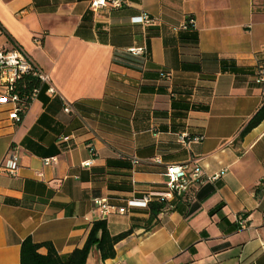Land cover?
<instances>
[{
  "label": "crops",
  "instance_id": "obj_1",
  "mask_svg": "<svg viewBox=\"0 0 264 264\" xmlns=\"http://www.w3.org/2000/svg\"><path fill=\"white\" fill-rule=\"evenodd\" d=\"M89 1L0 0V49L19 45L55 91L42 84L19 121L0 102V163L8 149L18 157L15 175L0 172V264H20L27 236L66 256L99 219L110 234L132 232L114 257L93 247L86 264H264V121L239 137L264 98V0H121L97 11ZM141 12L156 22L130 21ZM188 16L193 27L179 30ZM183 132L203 139L183 144ZM171 163L224 172L157 216L139 204L98 215L96 197L126 206L165 190Z\"/></svg>",
  "mask_w": 264,
  "mask_h": 264
},
{
  "label": "built area",
  "instance_id": "obj_2",
  "mask_svg": "<svg viewBox=\"0 0 264 264\" xmlns=\"http://www.w3.org/2000/svg\"><path fill=\"white\" fill-rule=\"evenodd\" d=\"M110 5L111 7H121L123 2L121 0H90L89 8L92 11H97L99 8ZM157 18L146 12H141L139 15L131 17L130 21L141 24H153ZM194 19L191 16L186 19L179 26V30H188L193 27ZM127 54L145 59V50L140 47H130L125 51ZM30 74L39 81V86L33 88L28 95H22L17 89L18 80L24 75ZM166 72L161 71L160 77L164 78ZM256 81L260 84L262 91H264V66L258 67ZM48 83L47 92L53 94L54 87L49 83L48 75L33 61V59L19 46L15 45L11 49H0V102L10 103L12 105L9 112V119L19 121L26 112L30 103L37 97L41 85ZM65 111H70L69 105H65ZM203 139L202 135H189L185 132L180 133L178 140L183 144H188L191 141L197 142ZM92 156L95 151L91 149ZM54 161V158H44L43 163L49 164ZM156 161H159L156 159ZM18 157L15 148L8 149L0 163V172H5L11 175L16 174L18 168ZM92 159L86 160L82 163L83 166H88ZM135 164L138 161L133 159ZM224 170L206 175L204 177L202 169L197 164L191 163H171L165 166L164 176L165 190L163 191H147L143 193L140 198L132 197L127 200L126 206H120L108 197H96L93 203L101 218L112 213H124L128 205H150L152 202L164 203L165 209L171 208L173 201L186 193L193 184L202 183L204 180L213 181L223 174ZM240 226H244L245 218H239Z\"/></svg>",
  "mask_w": 264,
  "mask_h": 264
},
{
  "label": "trees",
  "instance_id": "obj_3",
  "mask_svg": "<svg viewBox=\"0 0 264 264\" xmlns=\"http://www.w3.org/2000/svg\"><path fill=\"white\" fill-rule=\"evenodd\" d=\"M120 58L123 57L120 56ZM162 71L166 72L164 79H167L169 71ZM39 85V81L35 77L24 74L17 82V89L22 95H28L33 88ZM261 121H264V98H262L261 105L243 125L239 137L242 138ZM164 207V203H150L151 215L157 216ZM131 232L132 228H129L116 234H110L106 221L104 219L96 220L92 223L84 244L73 249L66 256L59 255L51 242H34L30 236H27L20 244V264H86L88 254L93 247L98 248L102 259L112 258L115 255L114 245ZM41 247L46 248V253L39 252Z\"/></svg>",
  "mask_w": 264,
  "mask_h": 264
}]
</instances>
